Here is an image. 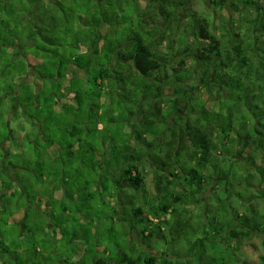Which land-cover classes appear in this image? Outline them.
<instances>
[{
	"label": "trees",
	"instance_id": "16d2710c",
	"mask_svg": "<svg viewBox=\"0 0 264 264\" xmlns=\"http://www.w3.org/2000/svg\"><path fill=\"white\" fill-rule=\"evenodd\" d=\"M80 1L85 13L80 18L91 17L90 29L72 31L64 23L66 14L53 15L48 24V14L63 4L56 0H28L34 6L27 12V32L23 20L10 25L17 46L13 55L18 51L28 58L13 68L24 80L29 65L39 73L37 95L32 84L23 85L49 101V125L39 128L42 133L58 128V146L48 138L46 149L59 157L55 168H47L51 172L22 177L8 172L3 153L0 264H40L39 255L43 264H248L238 253L235 262L232 253L227 261L220 249L264 235V201L257 200L254 183L264 176V0H234L232 6L243 15L237 20L188 13L189 0H146L145 11L138 9L123 22L116 10L104 11V0ZM121 1L111 0L112 7ZM228 3L211 0L218 14ZM37 8L45 11L43 26ZM25 45L35 49L31 55L24 54ZM71 66L83 75L69 77ZM66 96L71 101L61 108L64 119L57 118L54 107ZM9 137L0 136V146ZM89 152L91 160L84 158ZM149 175L155 194L146 191ZM78 200L85 204L76 208L79 221L88 222L78 221L82 237L91 240L99 233L98 220L110 234L118 220L125 227L126 248L116 245L114 255L98 244L104 257L87 247L77 263L57 259L60 242L69 235L66 222L55 226L50 219L56 205L72 215L70 204ZM23 210V221H12ZM12 222L16 233L4 230ZM194 222L203 237L192 234L197 238L190 241L189 256H175L174 247L198 230ZM39 235L43 240L34 239ZM168 241L170 257L160 244Z\"/></svg>",
	"mask_w": 264,
	"mask_h": 264
},
{
	"label": "rangeland",
	"instance_id": "374dc122",
	"mask_svg": "<svg viewBox=\"0 0 264 264\" xmlns=\"http://www.w3.org/2000/svg\"><path fill=\"white\" fill-rule=\"evenodd\" d=\"M57 2H62L60 10L62 9L63 12H60V10H52L51 14H48V24H51L52 17L55 16H62L63 14H66V18L64 23L67 25V27L71 28L72 31H83L85 28H88V25L86 23L91 18L90 16L85 18H80L81 15H84L85 13L82 10L83 2L80 0H56ZM105 4L104 11L106 9H113L116 10L117 16L120 17L121 22H123L124 18L133 17V15H136V11L138 9L145 11L146 7V0H122V3H119L117 7L111 5V0H104ZM114 3V1H112ZM234 0H229L228 8L227 10H223L222 12L215 13L213 10V5L211 4V0H189L186 4V11L188 13L190 12H208L211 15H214L215 19L218 18L221 15H224L225 17H231L234 20L241 19L242 14L241 12H237L235 8L232 6ZM0 4L3 5L0 8V72H6V76L3 77V74H0L2 77H0V136L6 137V135H13V137H9V141L5 144L1 145L0 147V162L2 161L1 157H3V153L6 154L7 159H5L6 167L8 168V172L11 173V175L15 176V173L19 176H30L31 174L43 172L48 173L49 171L47 168L50 166L51 168H55V160L59 157L58 152L53 149H50L47 151L46 149V140L49 138L55 139V145L58 146L59 144V132L57 131L58 128H54L51 126L48 129L43 128V132L39 128L40 125H49L48 122V114L49 112L46 109V106L49 104V101H46L43 96L42 97H36L33 96V87L28 88V86H24L23 83L32 84L34 86V93L37 95V91L41 88L42 82L40 79L37 78V76H33L32 73L29 72V78L24 79L21 78L22 75H20L22 72H18L13 68L14 63H25L27 64L28 58H25L24 55H21L16 51L15 55H13V51L15 50L14 38L12 36V27L14 22H22V30H25L27 32L28 28H31V24L27 25V20L29 19V16L27 15L29 10L31 9V6L28 3V0H0ZM42 5V3H41ZM58 5V4H57ZM42 8V6H41ZM48 8V6H47ZM36 9V7H35ZM52 9V8H49ZM110 9V10H111ZM38 10V16L34 14L33 18L30 20L33 23L37 22L40 24V26H43V15L44 12L43 9ZM36 12V10H35ZM61 14V15H60ZM137 17V16H135ZM37 18V20H35ZM34 19V20H33ZM41 21V22H40ZM46 22V21H45ZM10 25L12 27H10ZM131 25L125 24L124 27L130 28ZM41 39L39 37L36 38V41L39 42ZM25 39L22 43L24 45ZM35 49L31 46L24 47V54L31 55ZM74 50V49H73ZM34 64H38V62H34ZM189 65H192V62L189 60ZM29 65V64H28ZM31 66V72H34L35 74H38ZM39 72L43 73V68L39 67ZM69 77L71 76H82V71L78 70L76 67L71 66L68 70ZM31 74V75H30ZM48 74L46 71L45 75ZM27 76V77H28ZM31 76V77H30ZM14 79H18L16 81V85H12V82ZM40 92V91H39ZM16 96H19L18 100L21 104H18L16 101ZM25 99H29L31 102L28 104L26 103ZM71 100V99H70ZM15 101V102H14ZM32 103V104H31ZM52 104V101L50 102ZM23 104V105H22ZM59 104H62V101L60 100ZM55 106L54 111L56 113L57 118H63V113L61 110V107ZM64 119V118H63ZM62 119V121H63ZM84 122H88L87 125H89V119L85 116L83 117ZM108 122V119L103 122L102 125H106ZM37 125V126H36ZM13 132V133H12ZM92 137L87 138L84 136V140L87 141L88 144L92 143ZM1 139V138H0ZM20 145V147L18 146ZM1 149H4L6 151H10L12 154H17V156L8 157L9 154L3 152ZM8 154V155H7ZM87 160H91L93 158V155L91 152L87 153L84 157ZM47 164V167L45 165ZM18 168H14V166H17ZM51 172V171H50ZM87 173H89L87 171ZM255 188L258 191V195L260 198H258V201H264V176L260 177V179H257L255 182ZM156 184L155 179L152 175L147 176L146 180V191H148L151 194L156 193ZM91 188V187H89ZM130 193L133 195L134 191L129 190ZM210 193L208 192L203 200L208 201L210 198ZM220 198H222L223 194H219ZM140 197V196H139ZM252 201V200H251ZM255 202V200H253ZM77 204V205H76ZM263 204V203H262ZM84 201H76L75 204L71 203L70 206H72V209L74 212H72V215L65 214L61 210V205L53 206L54 213L52 214V217L50 221L52 222V225L58 226L61 222H66L64 225L65 229L68 232L69 238L67 242H60V247L62 246V249L59 248L58 257L57 259L67 261L71 260V262H78V258H81V252L85 250L87 247L89 250L95 249L96 253L100 257H104L105 254H103V251H100L97 248L103 247L109 249L112 253L117 254V247L116 245H120L119 247H122V249L126 248V237H125V231L123 232L124 224L120 223L118 220L116 221L114 225V232L112 231L110 234H107V231L109 227L107 225L101 226L98 225V221H96L97 229L99 230V233L97 235H94V237H91V240H84L82 235L80 234V224H85L88 222L85 221H79L80 216L77 212L76 208H84ZM258 205V204H257ZM264 205V204H263ZM260 207L262 205H259ZM263 206L260 208L262 209ZM264 209V208H263ZM245 210L244 208H241V211L243 212ZM103 211V210H102ZM223 213H229L228 210H223ZM24 210L20 213L16 214V216L12 219V221L21 223L23 221L24 217ZM95 213H101L100 210H96ZM101 215V214H100ZM99 215V216H100ZM56 216V217H55ZM44 220H46L45 217H43ZM71 220V221H70ZM81 220V219H80ZM68 221V222H67ZM79 221V223H78ZM12 222L11 224L6 225L4 227V230H7V232L16 233V229L12 228L15 227L16 223ZM194 226H196L195 233H190L191 236L189 237V241H185L182 245H177V247H174V253H173V247L171 245V242L168 241L167 244L160 243L163 247V252H165L166 255L171 256L173 253L175 256L179 255L180 253H183V255L188 254L189 256V246L191 244L190 241L194 242L197 237H203L202 230H199L198 222L193 223ZM111 225L110 227H112ZM86 230L89 229V225L85 226ZM12 228V229H11ZM56 227H54L55 229ZM139 229V228H138ZM10 230V231H9ZM210 230V228H208ZM166 233L168 234V228H166ZM195 234H198L196 238H191ZM77 235V236H76ZM44 235H39L34 237V239L43 240ZM76 236V237H75ZM79 236V237H78ZM16 237V236H14ZM57 241L60 239V235H56ZM71 240V241H70ZM69 241V243H68ZM207 246H212V244H209L208 241H206ZM28 243V241H27ZM26 243V244H27ZM59 243V241H58ZM211 243V242H210ZM231 244H227L226 246H223V249H220V252L223 250L224 256L227 257V261L229 260V254L232 253L231 261L235 262V254L237 253L241 255L243 259H245L248 264H259L260 263V257L264 256V235H260L258 237H254L251 241H243L239 242V244L235 242H231ZM100 244V247H97V245ZM156 244V243H155ZM153 245V244H152ZM157 245V244H156ZM228 246H231V249H227ZM157 247H160L159 245ZM238 248L237 252L236 249ZM165 248H167L165 250ZM151 253L157 254L156 250H151ZM184 257L186 260L187 258L191 257ZM191 256V255H190ZM90 256L87 257L86 260H90ZM55 258V257H53ZM38 262H41L40 264H43V258L41 255L37 258ZM91 262V260H90ZM38 264V263H36Z\"/></svg>",
	"mask_w": 264,
	"mask_h": 264
},
{
	"label": "flooded vegetation",
	"instance_id": "af4514ba",
	"mask_svg": "<svg viewBox=\"0 0 264 264\" xmlns=\"http://www.w3.org/2000/svg\"><path fill=\"white\" fill-rule=\"evenodd\" d=\"M32 70H35V71H36V69H34V68H33ZM29 72L32 73L33 76L35 75V76L38 77V75H39V73H38L37 71H36V72H37L38 74H35L34 72H31V68H30V71H29ZM30 75H31V74H30ZM27 76H28V75H27ZM27 76H25V80H26V78H29V76H28V77H27ZM30 77H31V76H30ZM25 80H24V81H25ZM61 101H62V104H59V103H58L57 106L60 105V107L62 108L64 105H68V102H70L71 100L69 99V97L66 96V97H62V98H61ZM59 102H60V100H59ZM60 107H59V108H60ZM7 155H8V154H7Z\"/></svg>",
	"mask_w": 264,
	"mask_h": 264
},
{
	"label": "crops",
	"instance_id": "0c3cea01",
	"mask_svg": "<svg viewBox=\"0 0 264 264\" xmlns=\"http://www.w3.org/2000/svg\"><path fill=\"white\" fill-rule=\"evenodd\" d=\"M17 80H18V79H16V81H17ZM76 236H77V235H76ZM76 236H75V237H76ZM78 237H79V236H78ZM83 239H85V237H84ZM83 251H84V250H83ZM83 251L81 252V255H80L81 257L83 256Z\"/></svg>",
	"mask_w": 264,
	"mask_h": 264
}]
</instances>
